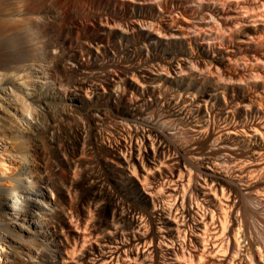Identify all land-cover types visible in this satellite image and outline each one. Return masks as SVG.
Here are the masks:
<instances>
[{"label":"bare ground","instance_id":"6f19581e","mask_svg":"<svg viewBox=\"0 0 264 264\" xmlns=\"http://www.w3.org/2000/svg\"><path fill=\"white\" fill-rule=\"evenodd\" d=\"M128 1L126 25L109 12L96 21L107 44L81 46L98 62L113 48L119 55L91 71L68 61L72 77L54 75V87L38 75L37 56L30 63L0 49V263L264 264V233L250 231L264 210V0ZM129 90L138 97L128 104ZM64 99L84 108L101 138L112 125L122 136L108 145V176L89 173L85 183L106 213L101 239L89 230L88 210L80 224L62 213L63 201H46L52 181L34 159L46 128L37 117ZM110 185L130 195L106 196ZM17 225L34 238L19 241L10 230ZM13 237L21 251L1 247Z\"/></svg>","mask_w":264,"mask_h":264},{"label":"rangeland","instance_id":"374dc122","mask_svg":"<svg viewBox=\"0 0 264 264\" xmlns=\"http://www.w3.org/2000/svg\"><path fill=\"white\" fill-rule=\"evenodd\" d=\"M120 2L121 0H0V41H1L0 49H2V51H5L6 54H8L9 56L18 57L20 55L26 59L29 57L28 62L30 63L34 62L33 58L37 56L39 63L42 64L41 65L42 67H36V69L42 70L44 72V74L40 73L38 75L41 77L45 76V78H47L45 79L47 82L55 81L53 80L55 79L54 75L64 78H66L67 76H68L67 78L72 77L71 72L67 69L68 66H70L69 64L72 63V61L77 65L82 64L81 61L85 62L86 65L85 63H83L84 66L85 67L88 66L87 68H89V70L91 71V68L93 69L95 67L98 68L101 64H103L104 61H108V60L111 61L114 59V57L119 55V52L116 49L114 50L113 48L111 49V51L108 52V54L104 58V61L99 60L98 62V60L91 58L88 54H86V51L83 50L81 46L83 44H86V42L88 43L90 40H91L90 42H92L93 39L95 42H98L100 44L102 43L107 44L106 40L108 39L105 38L104 40H102L97 30H95L96 27H94L96 26V21L100 16L101 12H105V13L109 12L112 13L113 16L114 15H116L117 17L119 16L121 19L119 17L118 18L116 17L117 19H119V22L123 20L122 21L123 23L121 22V24L126 25L124 23L125 21L124 17L127 16V13L129 11V1L122 0V2L121 3ZM169 10L173 13L175 11L176 13H174V15L177 14V16H181L179 14L181 10L177 4H173V5L169 4ZM177 16L175 15L174 17L176 18ZM22 18L23 20H21ZM158 21L156 24H159ZM3 45L7 47L4 48ZM49 48L55 49L57 51L56 52L57 55L56 54L52 56L49 55L47 51L49 50ZM81 49L84 51V53L83 52L80 53ZM76 50H78L79 52H76ZM33 54H35V56ZM122 59L123 60L127 59V56L123 55ZM68 61L70 63H68ZM66 63H68V65ZM94 64L96 66H94ZM11 65L10 66L14 71L18 70L17 64H11ZM66 66L67 68H65ZM22 73L26 75L28 74V72H22ZM50 76L51 78H49ZM22 78L25 81L33 79L32 77L30 78L22 77ZM101 78L102 77H100V80ZM35 79L37 80L39 78H35ZM94 79L90 78L87 80L88 83L87 82L86 83L88 84L89 87H91L95 83H99V78L95 77ZM50 84L51 83H49V87H54L55 85L54 82L51 85ZM124 86L125 85H120V89L125 90L127 87ZM92 89L93 88H90V91H92ZM128 94H129L128 101L130 100L128 104L132 103L133 100L134 101L137 100L138 95H136L135 91L129 90ZM66 99L61 101L63 107L62 108L59 107L60 112L56 111L58 109L56 108L51 112V115H48V113L47 115H43L42 113L41 114L39 113L40 116L39 118L37 117V121L42 122L43 126L45 125L47 129L42 128L43 130L40 131V133L43 132L42 133L43 135L42 134L40 135L41 139L39 138V141L37 142L40 150L38 153H35L37 156L35 155L34 159L36 161V165L42 164L45 167L47 172V177H49V179H51L52 181L51 184L47 186V191H48L47 193L49 194V198L46 201L54 203V201L57 200L56 203L59 202L58 205L63 201L62 202L63 204L61 203V205H59L60 209L61 208L63 209V211L61 210L62 213L65 212L68 213L69 216L72 215L73 220H75V222H77L78 220V223L80 222L85 223L86 219L91 217L88 224L90 228L89 230L95 235L98 234L99 239H101L100 237L106 234L105 232L107 229V226L105 225V221H104V217L106 213H103L104 211L97 210L95 201H93L94 199L92 198L93 195H90V192L91 194H93V191H91L93 190L92 189L93 187L92 186L86 187L85 183L89 178V173L90 176L95 174L103 177L108 176V173H106L107 169L103 161L104 157L107 156L108 154V145H111L110 144L111 142L112 144H115V141L116 142L120 141L122 139L120 137L122 136L112 125V127L111 126L109 127V130L111 132L113 131V133L109 132L108 134H105L103 138H101L95 130L94 121L91 120L93 118L87 114L84 108L76 107L74 104H71ZM86 101H87L86 105H88V100H85V102ZM118 103L119 105L122 106L121 104L122 102L120 100ZM94 104L100 105L101 103L100 101H95ZM111 112L115 114L117 112V109H115L114 111H109L108 113L109 116L113 117ZM113 119L112 120L106 119L105 120V122L107 121L106 124H112V122L111 123L109 122L113 121ZM14 122L16 123L17 120L13 118V123ZM119 122H122V120L120 119ZM77 129L80 131V133L82 132L83 135L80 136L81 138L80 140L81 142L85 141V146H86L84 148L85 155L82 154V156L77 154L79 153L77 150L79 141L76 140L78 139ZM100 140L104 145L101 142H99ZM98 142H99V146H98ZM101 144L103 147L100 146ZM59 146L62 148L63 150L62 154L64 156L63 155L60 156L61 153H59L58 150ZM7 163H10V161H8ZM0 166H2V162H0ZM104 173L106 175H104ZM111 186L112 185L108 186L109 188H107V186L105 187L107 189L104 190L106 196H108L109 193H113V194L121 193L120 195L122 197L128 198V196L130 195L129 190H127L124 187H118L116 185L112 187ZM62 190L63 193L61 194L60 191ZM254 206L257 207V205L255 204ZM89 208H91V210ZM87 210L88 213L91 214L90 216L87 213ZM260 210H262L261 212L262 215L259 216L258 221L254 220L255 223L254 222L251 223L250 231L253 236H257V233L258 236H262V234L264 233V225H261L264 224V210L263 209ZM89 211H91L92 213H90ZM125 212H127V208H125ZM147 222H149L147 224L148 227H150V221L148 220ZM22 225H24L27 228H30V224L28 223L24 222L22 223ZM10 227H11L10 230H12L11 232L14 235H16L19 239L17 237L15 238L13 237V239L12 238L8 239V241L1 244V247H4V249H6V251L8 252H10V250L13 248H15L18 251H21L22 249L19 243L17 242L15 243L14 239L17 238L19 241H22L34 237L32 235L31 237L26 236V233H23L22 229L19 228L20 226L18 225L10 226ZM32 231L35 230L33 229ZM250 231L247 229L248 235ZM259 232L262 234L260 235ZM92 244L94 243L92 242ZM83 254L84 252L79 251V253L76 256L77 259L80 260L81 262L83 261L82 260L84 256ZM20 264L23 263L21 262ZM26 264H46V263L36 260Z\"/></svg>","mask_w":264,"mask_h":264}]
</instances>
